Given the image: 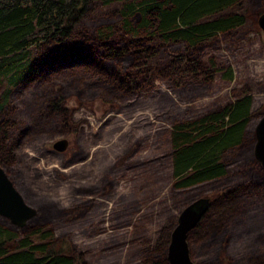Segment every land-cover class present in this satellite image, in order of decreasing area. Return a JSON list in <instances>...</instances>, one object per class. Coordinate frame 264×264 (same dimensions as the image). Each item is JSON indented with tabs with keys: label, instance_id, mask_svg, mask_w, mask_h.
I'll use <instances>...</instances> for the list:
<instances>
[{
	"label": "trees",
	"instance_id": "16d2710c",
	"mask_svg": "<svg viewBox=\"0 0 264 264\" xmlns=\"http://www.w3.org/2000/svg\"><path fill=\"white\" fill-rule=\"evenodd\" d=\"M263 12L264 0H0V165L35 208L22 226L0 215V264H88L67 235L54 234V225L83 216L96 195L113 185L103 173L80 186L68 206L32 189L11 148L17 128L12 132L16 122L8 100L15 87L79 68L123 94L144 89L156 76L169 79L180 95L206 92L217 73L233 79L234 71L214 55L205 62L204 50L253 30L250 24ZM256 84L264 86V81L248 79L233 86L231 97L218 107L172 119V188L201 184L197 197L208 199L206 212L187 236L195 264H234L229 251L238 226L225 215L251 178L255 190L264 193V166L256 158L247 181L218 184L227 173V155L244 142L249 118L263 111L262 106L251 110ZM170 231L163 227L154 246L140 256L144 264H169ZM194 234L212 238L210 256L194 258Z\"/></svg>",
	"mask_w": 264,
	"mask_h": 264
},
{
	"label": "rangeland",
	"instance_id": "374dc122",
	"mask_svg": "<svg viewBox=\"0 0 264 264\" xmlns=\"http://www.w3.org/2000/svg\"><path fill=\"white\" fill-rule=\"evenodd\" d=\"M250 16L254 19V12ZM257 19L240 38L204 50L205 62L214 55L216 62H230L234 71L233 79L217 73L206 92L180 95L169 79L156 76L144 89L123 94L79 68L13 89L8 109L16 122L12 132H17L11 148L32 189L68 206L80 186L96 182L101 174L113 181L83 216L54 225V234L67 235L88 264H144L140 256L154 246L163 227L171 230L181 209L198 199L201 184L172 188V119L218 107L231 97L233 86L248 79L264 81V34ZM251 94V110L262 106L263 111L249 118L239 151L227 155L221 186L247 181L258 164L254 145L264 86L256 84ZM59 138L67 139L62 150L53 145ZM250 180L225 215L238 226L229 251L234 264H264V193L255 190V178ZM211 240L192 235L195 259L212 254Z\"/></svg>",
	"mask_w": 264,
	"mask_h": 264
},
{
	"label": "water",
	"instance_id": "95a60500",
	"mask_svg": "<svg viewBox=\"0 0 264 264\" xmlns=\"http://www.w3.org/2000/svg\"><path fill=\"white\" fill-rule=\"evenodd\" d=\"M257 23L264 34V12L258 16ZM53 145L62 150L67 146V139L59 138ZM254 154L264 165V112L256 125ZM207 204V198H198L179 212L176 223L170 231L167 245L169 264H195L190 255L187 236L206 212ZM34 213L35 208L25 201L0 165V215L6 217L11 223L22 226Z\"/></svg>",
	"mask_w": 264,
	"mask_h": 264
}]
</instances>
